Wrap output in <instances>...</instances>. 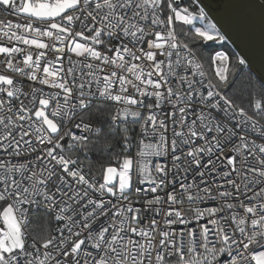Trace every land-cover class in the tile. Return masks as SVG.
<instances>
[{
    "label": "snow or ice",
    "instance_id": "6c2138e0",
    "mask_svg": "<svg viewBox=\"0 0 264 264\" xmlns=\"http://www.w3.org/2000/svg\"><path fill=\"white\" fill-rule=\"evenodd\" d=\"M196 2L0 0L28 18L0 20V264H264V81L249 85L251 112L223 91L225 53L204 82L190 43L225 37ZM45 49L91 62L65 70ZM25 77L52 91H24ZM94 155L108 156L101 179ZM29 208L58 226L29 237Z\"/></svg>",
    "mask_w": 264,
    "mask_h": 264
},
{
    "label": "trees",
    "instance_id": "16d2710c",
    "mask_svg": "<svg viewBox=\"0 0 264 264\" xmlns=\"http://www.w3.org/2000/svg\"><path fill=\"white\" fill-rule=\"evenodd\" d=\"M191 2V0H188ZM218 9V7H217ZM0 18H16L10 12L0 6ZM176 32L180 35V38L188 42L189 37L186 35L190 31V26H183L182 22H176L174 24ZM190 47L193 48L196 57L202 64L204 72L208 80L213 83H218V78L215 76L214 65L211 62V56L216 52H223L231 58V66H234L236 71L229 73V86L224 88L223 91L226 95L233 98L237 104L245 107L250 112L253 111L250 107V97L248 95L252 83L259 82L256 75L248 65H239V57L232 43L227 40L222 41H196L190 43ZM107 103L104 101H93L95 105H103ZM111 104V103H109ZM91 160V174L97 179H101L102 166L108 162V156L97 157L93 156ZM85 170L88 172V162H85ZM52 218L45 214L43 211L36 212L30 210L28 213V223L26 225V231L29 233V237L40 233L47 232L49 229H54L55 222L51 221Z\"/></svg>",
    "mask_w": 264,
    "mask_h": 264
},
{
    "label": "rangeland",
    "instance_id": "374dc122",
    "mask_svg": "<svg viewBox=\"0 0 264 264\" xmlns=\"http://www.w3.org/2000/svg\"><path fill=\"white\" fill-rule=\"evenodd\" d=\"M218 1L221 0H213L214 3ZM221 2L223 5L217 9L201 1H197L192 5V10L198 12L200 8H203L208 19L216 25V29L225 37L224 40L233 44L238 57L245 60V64L252 69L258 81H264V33L260 32V25L257 23V20L261 19H256L255 13L249 7L245 8L241 0L239 2L235 0H222ZM242 8L245 9L247 14H244ZM13 16L21 20H28L26 14ZM194 23L197 27L202 24L200 21ZM211 41L222 40L217 38ZM216 53L223 52L219 51ZM222 66V63L217 62L214 65L215 71L217 67ZM0 210H2V207H0ZM3 226V221L1 220L0 227Z\"/></svg>",
    "mask_w": 264,
    "mask_h": 264
},
{
    "label": "built area",
    "instance_id": "2783aa9c",
    "mask_svg": "<svg viewBox=\"0 0 264 264\" xmlns=\"http://www.w3.org/2000/svg\"><path fill=\"white\" fill-rule=\"evenodd\" d=\"M0 20H3L5 22H7L8 20H11L14 24L15 23H27L28 20H21V19H18V18H0ZM34 26H42L40 25L38 22H36L34 24ZM86 35H88V33L86 32L85 33ZM45 43H50L49 39L44 37V38H41ZM79 39V38H77ZM83 42V41H82ZM119 41H114L113 43H118ZM13 43H17V46L21 47V48H28L29 46H26V45H23V44H20L18 42H13ZM57 45H59V42H56ZM5 44L6 46H11V44L7 43L5 41ZM145 47H146V44H145ZM33 51V55L35 56V54L37 53V50L34 48V46L32 47L31 49ZM45 52H47V55H48V58L49 59H54L55 56H60V64H58L57 66H63L64 69L66 70L68 67H70L69 63H68V60H69V56L71 57L72 60L74 61H79L80 64L82 65L83 63L85 62H91V58H85V57H77L75 53H69L67 52V49L65 50V53L61 54V53H53V51L51 49H45L43 50ZM174 58V57H173ZM197 58V57H196ZM0 59H3V55L0 54ZM17 59H22V57H20L19 55L17 56ZM198 62L201 64V62L199 61V59L197 58ZM202 65V64H201ZM202 70L204 71L203 67H202ZM195 79L199 80L200 77L199 76H196L194 77ZM23 80V84H22V87L24 89V91H29L30 90V87H41L43 88V90L45 92H48V91H52V89L49 88V86L47 85H39L38 81H28L27 78H21ZM208 79L207 77H205V83H207ZM203 91H206V89H202ZM92 101H104V102H107V103H112L111 101H106V98H103V97H99V96H95V97H92L91 98ZM146 102H149L146 100ZM129 120H132L133 118L129 117L128 118ZM73 131H76L78 132V130L76 129H73ZM168 136H169V139L171 138V132L168 133ZM133 151H135V149H133ZM5 154L4 153H0V157H3ZM152 161H153V164L155 162H160L162 164H166L168 167H171V163H170V158L168 156H160V157H152L151 158ZM86 172V170H85ZM191 179V176H189V180ZM137 187H142V188H147L148 187V184L147 182L144 184V185H139L138 183L135 185ZM170 190V189H169ZM134 191V189H133ZM4 204V202H0V205ZM197 205H199V207L201 208H207V207H213V206H217V202L215 201H208V200H204V201H197L196 202ZM193 207H195L196 205H192ZM25 207H29V206H25ZM183 207L185 209L189 208V204L188 203H185L183 205ZM31 210V208H29V211ZM28 211V213H29ZM191 219V217H189ZM27 219H28V214H27ZM207 217L205 218H202L201 220L199 221H196V220H191V223L188 225V227H191V228H196L198 224H207ZM1 221V220H0ZM58 225L55 223L54 224V229L57 227ZM209 227H211V225H208ZM163 227V225L161 226ZM185 226L184 225H173L171 226V230H174L175 232L179 233L181 231V229H183ZM31 242V240L29 239V243Z\"/></svg>",
    "mask_w": 264,
    "mask_h": 264
},
{
    "label": "water",
    "instance_id": "95a60500",
    "mask_svg": "<svg viewBox=\"0 0 264 264\" xmlns=\"http://www.w3.org/2000/svg\"><path fill=\"white\" fill-rule=\"evenodd\" d=\"M213 8L218 7V3H214L213 0H198ZM246 7H249L264 23V0H241Z\"/></svg>",
    "mask_w": 264,
    "mask_h": 264
},
{
    "label": "crops",
    "instance_id": "0c3cea01",
    "mask_svg": "<svg viewBox=\"0 0 264 264\" xmlns=\"http://www.w3.org/2000/svg\"><path fill=\"white\" fill-rule=\"evenodd\" d=\"M221 1H222V0H221ZM221 1L216 2V3L219 4L218 9L221 8V6L223 5ZM235 1H238V2H239L240 0H235ZM240 5H242V4H240ZM240 5H239V7L241 8ZM216 8H217V7H216ZM242 10H243L244 14H247V12L245 11V9L242 8ZM255 16H256V19L259 18L256 14H255ZM257 21H258V22H257L258 25H260V26H259V28H260V32H263V33H264V23H263L261 20H257ZM239 59H240V58H239ZM244 65H246V64H244Z\"/></svg>",
    "mask_w": 264,
    "mask_h": 264
},
{
    "label": "flooded vegetation",
    "instance_id": "af4514ba",
    "mask_svg": "<svg viewBox=\"0 0 264 264\" xmlns=\"http://www.w3.org/2000/svg\"><path fill=\"white\" fill-rule=\"evenodd\" d=\"M198 1V0H197Z\"/></svg>",
    "mask_w": 264,
    "mask_h": 264
}]
</instances>
